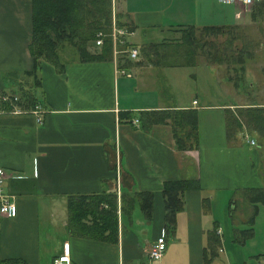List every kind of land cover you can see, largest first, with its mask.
<instances>
[{
	"label": "crops",
	"instance_id": "1",
	"mask_svg": "<svg viewBox=\"0 0 264 264\" xmlns=\"http://www.w3.org/2000/svg\"><path fill=\"white\" fill-rule=\"evenodd\" d=\"M111 6L112 17L130 28L120 37L126 48L113 44L107 58L87 59L65 44L58 49V63L41 59L35 73L29 51L32 2L0 0V94L25 95L17 101L19 111L0 100V167L7 173L0 187L16 205L14 215L0 214V258L54 264L68 242L69 264H264L261 251L242 261L229 255L232 244L213 206L219 190H230V214L247 226L264 204L252 202L254 192L264 189V98L252 94L246 79L242 93L247 100L201 102L190 65L185 73H168L181 67L158 63L157 53L146 48L178 40L187 24L246 28L264 26V20L258 14L252 20V4L244 8L222 0H111ZM129 46L137 47V57L119 56ZM71 48L77 53H66ZM99 49L96 43L87 48L89 53ZM165 54L177 53L170 47ZM201 57L193 64L199 58L218 80V61L203 63ZM220 80L230 81L227 76ZM36 104L44 109L40 121L32 111ZM173 110L196 112V146L178 148L169 120L149 121ZM234 117L240 127L231 125ZM183 178L199 180L201 188L183 193V206L167 229L163 183ZM111 191L117 198L116 239L69 229L67 195ZM140 192L151 193L149 212ZM122 204L130 206L128 212L121 211ZM231 222L236 226V218ZM214 224L222 237L216 250L225 251V257L216 252L206 259ZM163 228L165 251L160 259H150L147 248Z\"/></svg>",
	"mask_w": 264,
	"mask_h": 264
},
{
	"label": "trees",
	"instance_id": "2",
	"mask_svg": "<svg viewBox=\"0 0 264 264\" xmlns=\"http://www.w3.org/2000/svg\"><path fill=\"white\" fill-rule=\"evenodd\" d=\"M32 2V32L29 42V51L33 58V71L40 64L41 59L49 60L53 63H58V49L64 41L76 47L81 57L87 59H104L112 51L113 40L111 36L112 30V6L111 0H31ZM251 18L256 20L257 14L264 20V0H255L251 7ZM115 24L118 27H126L117 16L114 15ZM242 25H203L196 26L187 24L180 27L181 35L176 41H158L151 42L146 45L147 49L155 51L158 55L157 62L170 65L181 64L178 59V50L186 48V55L189 59L196 58L197 55L206 53V58L224 60L229 63L226 67L228 71L237 72L234 76H227L228 80H234L235 86L245 87V72L246 59L251 55L247 50L246 42L242 39ZM260 29L262 28L259 25ZM102 32V43L100 49L94 53H89L87 50L90 44H95L97 32ZM241 32V30H240ZM204 34H224L229 33L227 39L224 40V45L229 52L224 48L217 47L215 44L213 52L211 50L202 51L204 45L208 42L196 36ZM235 39H239L240 43H234ZM209 43L213 44L212 41ZM208 43V44H209ZM118 49L126 48L127 43L120 41L115 43ZM214 45V44H213ZM232 46V47H231ZM172 47L177 54L175 59L166 56V49ZM201 48L202 50H198ZM264 47V46H263ZM162 48L164 55L160 54L159 49ZM184 50H180L179 53ZM221 54V55H220ZM127 58L129 52L119 53V56ZM207 58V59H208ZM161 60V61H160ZM163 60V62H162ZM119 61V58H118ZM235 63H240L236 67ZM123 64H126L124 61ZM119 63V66L123 65ZM21 98L25 95H19ZM19 101V100H18ZM238 108V107H237ZM255 110H263V108H255ZM191 113V115H189ZM151 115V113H150ZM150 122L156 120H169L173 129L174 138L177 147L180 149L192 148L198 143L197 133V116L196 112L189 110H173L168 111L160 117H152ZM231 125L241 126V121L234 117ZM230 122V121H229ZM234 127V126H233ZM230 128V124H229ZM200 189L201 185L197 179H169L163 183L162 193L165 203L164 222L165 228L172 229L175 222V214L183 206L182 195L187 189ZM140 203L146 212L151 209V193L140 192ZM208 199H205V205ZM131 202V201H130ZM252 202L264 203V189L256 190L252 197ZM106 203V207L101 204ZM131 205V203H130ZM130 209L124 204L121 206V211ZM67 214L69 229L78 234L90 236L98 239H116L117 233V198L114 191L109 193L97 194H69L67 195ZM217 225L208 231L209 243L205 247V257L210 259L217 252V247L220 243V237L217 233ZM209 252V254H208ZM211 253V255H210ZM0 264H25V261L19 258H0Z\"/></svg>",
	"mask_w": 264,
	"mask_h": 264
},
{
	"label": "rangeland",
	"instance_id": "3",
	"mask_svg": "<svg viewBox=\"0 0 264 264\" xmlns=\"http://www.w3.org/2000/svg\"><path fill=\"white\" fill-rule=\"evenodd\" d=\"M244 20V18H243ZM240 19V21H243ZM242 27V26H241ZM264 29V26H262ZM241 30V32H240ZM239 33H242V39L244 38L247 46V50L251 52V55L246 59V72H245V80L251 81L249 84V89L254 93H257V95L262 96L264 98V52L259 47L264 46V38L262 40V37L264 36L262 28L260 29L259 25L257 24H251L249 26H246V28L242 27V29H239ZM246 33H252L250 34V38L247 39L245 35ZM163 36H174L175 34L170 32H162ZM181 35V33H180ZM229 33L224 34H204L200 35L199 33H196V36L202 40H207L208 42L204 47L198 50L207 51L211 50L212 53L216 52L217 50H214L215 44L217 47L224 48L225 51L228 53L229 50L224 46V40L227 39ZM160 40V39H159ZM210 41L213 42V44L209 43ZM241 41L239 39H235L234 43H240ZM209 43V44H208ZM69 44V42L64 41L62 45ZM60 45V47L62 46ZM73 46V45H72ZM59 47V48H60ZM232 47V46H231ZM74 48H76L74 46ZM74 48L68 49V54L73 55L77 53ZM216 49V48H215ZM183 51V53H179V51ZM186 48H181L178 50V59L182 61L181 64L176 65L180 66L181 68H169L167 69L168 73H185V67H188V69L192 72L193 75L192 80L193 84L192 86H197L196 94L198 95V98L202 101L207 102H236L245 100L247 98L246 95H244L242 92L244 89H241V87H236L233 83L234 80L224 83H220V79L226 78V76L232 75L234 76L237 72L235 71H228L226 67L229 66L230 62H226L225 59L219 61L217 64H219L218 67V74L216 79V75L210 74L209 72H205L204 65H200V59L197 58L196 63L193 64L192 60L189 59L185 54ZM219 54V53H217ZM221 55V54H220ZM201 59L203 63H209L211 62H217V59H210L206 58V53L204 52ZM168 57H171V59H175L173 55H170ZM191 62V63H190ZM234 63V62H232ZM230 63V64H232ZM168 65V64H166ZM236 67L240 66V63H235ZM170 66V64L168 65ZM168 68V67H167ZM228 79V78H227ZM225 80V79H224ZM190 82L187 83L189 85ZM253 83V84H252ZM251 85V86H250ZM247 89V88H245ZM248 91V90H247ZM162 92V91H161ZM233 92V95L232 93ZM247 94V93H246ZM251 94V93H250ZM251 94V95H252ZM256 97V96H255ZM244 98V99H243ZM247 100V99H246ZM264 153V149H263ZM264 179V178H263ZM220 192H217V198L215 199L216 202H214V210L215 213L218 216L219 224L224 228V234L226 237L230 238V243L232 244L230 246L229 255L239 261L242 260H249L251 259V254L255 252L261 251V255L264 256V204H260V212L256 216H254L255 222H253L251 225L244 226L238 219L236 215H231L230 212L232 211L231 208L233 207V204L230 202V198L232 196H228L230 194V190H219ZM237 193H240L238 191ZM232 199V198H231ZM239 204V203H237ZM236 204V205H237ZM231 217L236 218V226H232ZM247 228L246 231H243V229ZM252 229L251 235L248 233L250 229ZM249 229V230H248ZM222 237H220V245ZM225 247V246H223ZM209 254V252H208ZM218 256L224 258L225 251H217ZM211 255V253H210ZM239 258V259H238ZM236 261V260H235ZM237 262V261H236Z\"/></svg>",
	"mask_w": 264,
	"mask_h": 264
},
{
	"label": "built area",
	"instance_id": "4",
	"mask_svg": "<svg viewBox=\"0 0 264 264\" xmlns=\"http://www.w3.org/2000/svg\"><path fill=\"white\" fill-rule=\"evenodd\" d=\"M226 2H234V3H241L244 8L248 7L250 4H252L255 0H222ZM237 15L240 14V12L236 13ZM128 31L124 27H118L115 24L114 16L112 17V30H111V36L113 40V44L116 43V41H121L120 37L122 35L127 34ZM102 32H97V39L95 40V43L97 45H100L102 43ZM128 52L131 57H137L138 55V49L135 46H129ZM0 100L2 102H8L10 105L13 106V110H20L21 108L17 104V101L19 100V96L14 93H7L2 92L0 94ZM32 111L37 113V119L41 120V113L44 111V109L41 107L40 104L34 105L32 108ZM134 122H137V119H134ZM249 142L251 144L255 143V140L253 138L249 139ZM7 175L6 171L0 167V183L3 181V178ZM16 212V205L11 197L9 195H5L2 192V188L0 187V214L5 215H14ZM167 244L166 240V231L165 229H161V233L156 239L150 243L149 247L147 248V254L150 259H160L165 251ZM63 252L64 254L59 255L57 258L54 259V264H69L68 259V242L63 243Z\"/></svg>",
	"mask_w": 264,
	"mask_h": 264
}]
</instances>
